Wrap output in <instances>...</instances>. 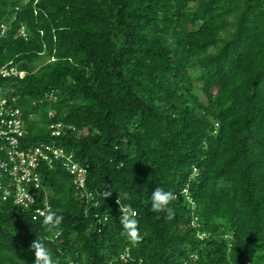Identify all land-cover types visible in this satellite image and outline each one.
Wrapping results in <instances>:
<instances>
[{
	"label": "trees",
	"instance_id": "16d2710c",
	"mask_svg": "<svg viewBox=\"0 0 264 264\" xmlns=\"http://www.w3.org/2000/svg\"><path fill=\"white\" fill-rule=\"evenodd\" d=\"M2 24L23 147L55 143L88 174L41 169L58 229L0 203V264H34V240L57 264H264V0H0Z\"/></svg>",
	"mask_w": 264,
	"mask_h": 264
},
{
	"label": "built area",
	"instance_id": "2783aa9c",
	"mask_svg": "<svg viewBox=\"0 0 264 264\" xmlns=\"http://www.w3.org/2000/svg\"><path fill=\"white\" fill-rule=\"evenodd\" d=\"M8 26L0 27V38L6 34ZM24 77L25 72L0 65V77ZM16 98L13 97L12 101ZM53 135L63 133L61 123L52 125ZM26 133L22 112L10 103L0 87V203L12 201L25 209L33 208V219L44 217L51 209L48 201L50 191L42 182L41 169L45 166L54 168L57 163L66 167L74 177L78 187H85L88 169L75 161L74 154L55 143H41L24 148L22 138ZM43 198L41 205L35 206ZM128 208H123V214ZM136 213V211H134Z\"/></svg>",
	"mask_w": 264,
	"mask_h": 264
},
{
	"label": "clouds",
	"instance_id": "9594fccd",
	"mask_svg": "<svg viewBox=\"0 0 264 264\" xmlns=\"http://www.w3.org/2000/svg\"><path fill=\"white\" fill-rule=\"evenodd\" d=\"M110 194V191H104L103 196L107 197ZM124 195L126 196V194ZM174 200L175 196L172 192L156 188L151 195V211L158 214L165 213L167 219L171 220L175 216L173 208L170 207L171 202ZM62 219L63 217L61 215L49 209L43 217V224L48 226V229L51 231L58 229ZM121 224L124 234L128 237L131 245L135 246L139 244L141 236L138 234L136 213L129 209L126 214L122 215ZM30 247L35 255L34 264H57L53 260L50 250L45 247L42 241L34 240Z\"/></svg>",
	"mask_w": 264,
	"mask_h": 264
}]
</instances>
